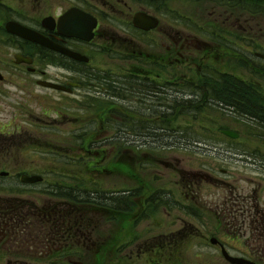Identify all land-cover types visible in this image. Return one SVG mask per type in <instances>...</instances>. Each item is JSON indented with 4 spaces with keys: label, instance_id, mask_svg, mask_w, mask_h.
<instances>
[{
    "label": "flooded vegetation",
    "instance_id": "af4514ba",
    "mask_svg": "<svg viewBox=\"0 0 264 264\" xmlns=\"http://www.w3.org/2000/svg\"><path fill=\"white\" fill-rule=\"evenodd\" d=\"M161 1L168 3L169 28L165 46H159L158 42L159 37L162 39L159 33L164 22L163 12L157 9L158 5L162 6ZM172 1L0 0V73L3 76L0 83H14L13 79L17 78L21 88L37 86L58 92L61 98H70V114L62 113L71 118L69 133L87 136L78 150L91 153L98 148L107 151L110 155L108 166L119 167L124 184L130 180L137 184L134 187L123 184L117 192L112 190L113 196H119L118 205H108L106 201L97 204L89 192L88 198H80V202H56L50 210L51 215H47L51 223L42 230L44 235L39 241L12 239L21 234L27 237L30 231L15 232L10 230L14 227L12 224H6L3 228L9 238V250L22 248L25 255L16 252L17 255L3 256V230L0 234V262L28 264L32 261L30 249L35 247L39 262L40 259L45 261L43 264H61L64 254L69 264H85L82 259L90 245L80 234L86 232L85 238L88 239L96 211L94 206L108 205L115 210H107L116 212L114 214H118L122 225L126 226L124 230L129 236L125 238L134 233L133 225L145 210L169 216L175 212V215L185 217V226L201 221L202 226L199 223L198 226L203 227L202 235L196 239L204 242L205 247L214 248L215 254L218 252V264H230L224 251L264 264V208L259 205V197V201L239 200V197L230 195L231 207H225L207 199L206 187L197 188L196 180L200 178L182 176L179 183L184 192L180 194L178 189L183 197L180 203V197L172 187L173 178L169 182L171 177L165 175L175 162L188 164V159L181 162L173 153L191 149L192 133L206 135L202 121L208 112L218 107L236 117L242 114L248 118L246 133L232 127L212 131L231 143L235 141L232 147L237 143L240 145L237 150L233 148V155L238 160L244 158L245 165L252 168L260 183L264 184V93L258 98L260 105L257 106L263 111L259 116L263 117L253 113V107L248 111L240 106L242 100L252 106L256 97L253 93L251 101L248 96L254 90L261 87L264 92V85L258 80L263 76L260 73H264V52L250 41L253 19L240 23L234 11L239 5L250 14H258L260 11L254 13L255 10L248 7L255 5L257 0H191L231 8V26L225 28L227 22L220 21L221 15L209 17V22L204 23L193 16L179 15L184 21L194 18L193 22L206 31V37L191 28V33H181L177 39L173 30L176 18ZM138 13L158 18V26L150 30L137 27L134 19ZM81 14L84 18L80 17L79 21ZM10 25L24 28L39 36L41 41L14 33ZM188 40L192 41L187 43ZM224 40L229 41L225 43ZM69 53L84 55L87 60L80 61ZM97 56H108L121 63L118 67L106 68L94 63ZM238 67H244L251 76H241ZM43 82H54L60 88L47 87ZM183 117L189 121H183ZM40 126L41 130H35L44 131L45 126ZM224 130H230L236 136L229 137ZM199 143L217 149L219 141L208 145L195 140V148ZM114 158L118 159L117 163L112 161ZM86 167L92 174L86 178L94 181L93 172L97 169ZM107 168L103 171L109 172ZM228 214L233 216L232 222L228 221ZM80 215L86 219L79 218ZM208 223H215L216 231L208 232ZM224 224L238 236L228 235ZM62 236L63 241L60 240ZM168 246L160 242L155 245L160 248ZM64 248L71 250L64 251ZM79 248H83L82 251ZM80 252L83 253L81 256ZM98 257L105 262L106 256ZM160 257L162 255L152 254L149 264H175Z\"/></svg>",
    "mask_w": 264,
    "mask_h": 264
},
{
    "label": "rangeland",
    "instance_id": "374dc122",
    "mask_svg": "<svg viewBox=\"0 0 264 264\" xmlns=\"http://www.w3.org/2000/svg\"><path fill=\"white\" fill-rule=\"evenodd\" d=\"M160 4L162 6L158 5L157 9L159 12H163L164 22L159 33L162 39L160 40L159 37L158 42L159 46H165L168 41L166 32L169 28L167 21L168 9L166 8L168 3L161 1ZM171 6L174 8L173 14L176 18V21H173L176 39L181 37V33H191V28L206 37V31L198 23L193 22L194 18H198L199 20L197 21L204 23L209 17L221 15L220 21L225 20L227 22L225 28L228 29L231 26L229 19L231 17V8L229 7L216 6L215 3L208 1L194 3L191 0H173ZM157 9L155 8V10ZM234 11L237 12L236 18L240 19V23H246L245 21L253 19V33L249 36L250 41L260 51L264 52V11H260L258 14H250L239 5L234 8ZM179 15L193 16L194 18L184 21ZM190 41L192 40H188L187 43ZM228 41L224 40L225 43H228ZM94 63L106 68H115L121 62L118 59H110L108 56H97ZM238 73L245 78L251 76V74H247L244 67H238ZM260 74H263V76H260L258 80L264 85V73ZM7 78L11 80L10 76ZM13 80H15L14 83L10 81L0 83V172L10 171L14 176L11 178H0V187L4 186L6 190L13 186L23 188V191H25L23 194L14 195L29 201L31 207L24 210L30 214L34 209L36 210L35 223L29 225L28 228H31L29 235L34 238V241H39L44 235H42V230L44 231L45 227L51 223L49 221L50 217L47 215H51V208L55 206L56 202H59L60 198L57 196L79 198L88 196L89 192L95 203H99L100 199L103 203L109 198L106 199V194L102 190L107 193L109 190L117 192L124 184V180L119 173V167L115 168L112 164L108 166L109 153L95 148L93 152L89 153L88 157L90 158L87 161L81 160L80 163L88 164L90 168L97 169V172L96 170L93 172L94 181L96 182L77 181L79 178L72 175L81 173V171L76 170V163L73 157L79 155L78 149L81 141H77V137L70 135L71 118L69 115L62 114L64 112L70 114L71 99L61 98L58 92H51L37 86L29 87L28 89L21 88L18 84L19 79L14 78ZM260 88L254 90L248 96V100L251 101L253 100V93L254 97H256V100L252 101L251 107L247 100L244 101L240 98L243 101L240 102V106L248 111L252 110L251 108L253 107L254 110L252 112L258 116L259 114L262 115L263 112L260 107H257L260 105L258 98L262 97L264 93L262 92L263 89L260 90ZM183 121H189V118L183 117ZM202 123L206 127V135H195L196 133H192L190 136L191 149L185 152L176 150L173 153L175 158L180 159L181 162L184 159H188V164L184 165L175 162L174 166L166 171L165 174L171 177V179H168L169 182L173 178L172 187L176 192V196L180 197L179 202H183V197L180 194L184 192V189L179 183V181L183 180L182 176L191 178L196 176V178H200L196 180L198 181L196 186H198L197 188L206 187L205 195L207 199L223 204L225 207H231L232 200L230 195L233 198L239 197V200L247 198L259 201V197V205L264 208V184L260 183V178L253 172V169L245 165L244 158L238 160L233 155L235 153L234 149L237 150L240 145L237 143L235 147H232V143H236L235 141L231 143L225 137L213 134L212 131H219L218 128L232 127L246 133L249 123L248 118L242 114H238V117H236L217 107V109L208 112L207 118ZM41 124L47 126L46 132L35 130L40 129ZM197 128L199 127L197 126ZM214 136L216 139L212 138ZM205 139L207 142L204 141ZM195 140H201L208 145L214 144V140H217L219 144L217 149H209L207 146L203 147L201 143L195 148L193 145ZM87 142L88 140L85 143ZM31 146H35V148ZM74 146H77L76 149L71 150L70 148H74ZM197 148L207 149L198 150ZM114 160L116 163L118 162V159L114 158L112 161ZM93 161L94 163L92 164ZM105 167H108L107 169L110 171L104 172L103 168ZM81 168L86 170L84 167ZM24 172H42L46 176V181L38 185H25L26 187L19 185L16 182L21 181L17 176H19V173ZM99 172H104V174H99ZM210 180H213V182H210ZM56 181L57 183L61 181L62 185L56 184ZM124 185L134 187L137 184L132 183L130 180ZM93 191L99 192L93 193ZM110 193L112 195V192ZM3 196L0 195L1 198H4ZM90 202L93 203L92 200ZM175 205H178V203H175ZM98 206L104 207L106 210L102 211L99 210L101 208L97 209L95 207V216L91 222L88 239L85 238L86 232L84 235L80 234V237L87 240L90 245V248L88 247L89 251L84 248L86 253L84 254L85 258L82 260L85 264H102L98 257V255L102 256V254L106 256L105 264H149L152 262L149 258L154 253L162 255L160 259L163 260L165 258L169 263L174 261L175 264L178 262L179 264H218V252L215 254L214 248L205 247L204 242L202 243L199 239H196L197 236L202 235L203 227L198 226V223L202 226L201 221H195L194 225L188 227L184 223L185 217L175 215V212L169 216L145 210L143 215L138 216L139 219L133 225L134 233L129 238H125L129 236L124 230L126 226L122 225L119 216H117L118 214H114L116 212L107 210V208L115 209L108 207V205ZM43 209L46 216H44L43 212L41 213ZM53 214L56 215L54 212ZM54 218L56 217L54 216ZM79 218L86 219L81 215ZM227 218L229 222H232V215L228 214ZM224 227L225 232H229L228 235L231 237L236 238L238 236V234L233 233L230 226L224 224ZM206 229L208 232L216 231L217 226L215 223H208ZM10 230H13V228ZM81 238L80 241L82 240ZM60 240L63 241L64 236ZM157 242L169 246L155 247ZM9 247L10 245L7 246V250H9ZM34 248L30 249L31 255L37 254ZM10 251L13 252L11 255H17L18 253V255L23 256L22 248L14 250L10 248ZM40 261L45 263L44 260L40 259ZM35 262L31 264H42L38 260ZM63 263L69 264L66 260H62L61 264ZM2 264L7 263L3 262Z\"/></svg>",
    "mask_w": 264,
    "mask_h": 264
},
{
    "label": "trees",
    "instance_id": "16d2710c",
    "mask_svg": "<svg viewBox=\"0 0 264 264\" xmlns=\"http://www.w3.org/2000/svg\"><path fill=\"white\" fill-rule=\"evenodd\" d=\"M260 4L264 6V0H257L255 5H253V6L248 5V7L253 8L255 10L254 13H258L259 11H264V7L260 6ZM44 132H46V131H44ZM70 135H72V137L73 136L77 137L78 141H81V142L84 139L86 140V138H87V136L84 137V135H81L80 133H70ZM199 138H201V137H199ZM212 138L216 139L215 136L212 137ZM208 139H209V137H208ZM204 141L207 142L206 139ZM215 141L216 140H214V142ZM78 152H79V159L83 158V156H89V152L81 151V150H79ZM113 154H116V156L119 155L118 152H113ZM81 160H80V162H81ZM77 162H79V161H77ZM80 162H79V165H81ZM86 166H87V164H83L82 165V167H84L86 169V170L83 169L84 172L88 175V174H90V171L88 172V169H87ZM99 174H104V172H101V173L99 172ZM17 177H19V176H17ZM0 178L3 179L2 176H0ZM4 178H11V177H4ZM16 183L19 184V185H22V186L27 185V184H24V183L18 182V181ZM55 183L59 184V185H62V183H60V182L57 183V181ZM102 191L106 194V196H105L106 199L109 198V199L106 200L108 205H112V204L118 205V199H119L118 197L109 195L110 192L107 193L104 190H102ZM23 192H25V191H23V188H21L20 186L9 187L7 190L5 189L4 186L0 187V195L1 196L4 195L3 196L4 198L0 197V234L3 232V230H5L4 231L5 233H4V236H3L5 241L8 240L7 234H6V229L3 228L6 224H12L14 226L13 230L15 232H17V231L23 232L24 229H27L28 219L29 220L36 219L37 214H36V210L35 209L33 210V212L30 215H29V212L24 210L26 208H30L31 207V205L29 204V201L27 199H24L22 197H17V196L14 195V194H23ZM94 192H99V191H93V193ZM12 196H14V197H12ZM57 197L60 198V197H63V196H57ZM101 198H103V197H101ZM71 199L75 200L76 198L75 197H71ZM96 199H97V197H96ZM79 201H80V199H78V202ZM99 202H101V199L99 200ZM19 239H20V241H22V240H26V239H29V238L26 237V236H23L21 234Z\"/></svg>",
    "mask_w": 264,
    "mask_h": 264
},
{
    "label": "water",
    "instance_id": "95a60500",
    "mask_svg": "<svg viewBox=\"0 0 264 264\" xmlns=\"http://www.w3.org/2000/svg\"><path fill=\"white\" fill-rule=\"evenodd\" d=\"M84 18V16L81 14L79 16V21H81V18ZM134 22L136 24V26L144 28V29H151L154 28L158 25V19L154 18V17H150L144 13H138L135 16ZM10 30L13 31L16 34L22 35L23 37H28L31 40L40 42L41 39L39 38V36L34 35V34H30L27 30H25L24 28H20L19 26L17 28H12L10 25ZM71 56L78 58L79 60H87L86 56L80 55V54H75V53H69ZM0 78H2V76L0 75ZM44 85L50 86V87H54V88H60L59 85L52 83V82H45L43 83ZM225 133L229 134L230 136H234V133H232L231 131H224ZM3 174V173H2ZM42 177L40 175H27V174H23L22 175V181L24 182H29V183H34V182H38L41 181ZM233 262H237V263H248V264H253L250 263L249 261H243V260H239V259H231Z\"/></svg>",
    "mask_w": 264,
    "mask_h": 264
}]
</instances>
